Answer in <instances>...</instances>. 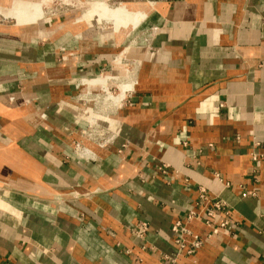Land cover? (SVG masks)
Returning <instances> with one entry per match:
<instances>
[{"label":"crops","instance_id":"1","mask_svg":"<svg viewBox=\"0 0 264 264\" xmlns=\"http://www.w3.org/2000/svg\"><path fill=\"white\" fill-rule=\"evenodd\" d=\"M34 1L0 0V264H264V0H119L123 34ZM200 187L231 220L187 255Z\"/></svg>","mask_w":264,"mask_h":264},{"label":"built area","instance_id":"2","mask_svg":"<svg viewBox=\"0 0 264 264\" xmlns=\"http://www.w3.org/2000/svg\"><path fill=\"white\" fill-rule=\"evenodd\" d=\"M110 81H117V77L113 75H108ZM99 78H93L90 80H97ZM106 89V88H105ZM103 89V91L105 90ZM118 88L116 86H112L110 88V92L106 89V93H116ZM98 95L102 97L105 92ZM88 94H92L89 90ZM97 96V97H98ZM101 100V98H100ZM97 122L95 119L91 121L90 127L95 125ZM256 159V157H254ZM158 170L163 172H167V166L161 165L158 166ZM196 208L189 210L186 214L184 220H178L172 225V231L175 236V241L179 247V252L185 253L187 255L194 254L197 252L203 245V240L192 233V231L188 228L187 224L194 220H203L204 223L210 227H212L213 233L219 232L220 228L225 227L231 220V214L229 211L228 203L220 196L211 194L205 187H200L198 189L197 200L195 202ZM217 213H223L225 216V221L218 224H215L213 218ZM217 225V226H216ZM132 233L137 238L144 239L146 238L147 233L149 232L150 226L146 221H140L135 224L132 228ZM167 259H171V257L166 256Z\"/></svg>","mask_w":264,"mask_h":264},{"label":"rangeland","instance_id":"3","mask_svg":"<svg viewBox=\"0 0 264 264\" xmlns=\"http://www.w3.org/2000/svg\"><path fill=\"white\" fill-rule=\"evenodd\" d=\"M85 1V0H83ZM99 1H103L105 3H107L108 5H110L111 8H114L115 5H113L112 3H116L118 2L119 0H99ZM136 1H139V0H136ZM19 2V1H18ZM36 2H40V7L43 9L44 13H45V10L44 8L47 7V6H50L49 4H53L54 6L55 5H58L59 4V8H63V9H79L83 6H88L90 5V7L92 8V11L93 10H96V7H97V1H90V2H86L85 4L83 3L82 4V1H78V0H37V1H34L32 3H36ZM42 2V3H41ZM157 3L152 1V2H149V7L150 8H154L156 7ZM61 6V7H60ZM65 7V8H64ZM145 11H142L140 12V14L133 19L132 22H130V18L128 16H126L125 14V11L122 10L119 14H118V17L117 19L115 20L116 22L120 23V25H123L125 30L123 31L122 29H120V31L118 32L119 34H123L126 32V30L129 28V26H134L135 24H137L139 22V20L145 15ZM0 16H4V14H0ZM7 16V17H6ZM4 17L8 18L7 21H17L16 20V17L12 16V15H6ZM97 16L99 17V19L103 22V24L105 26H111L110 23H107L106 20H104L103 18H101V15L100 14H97ZM122 31V32H121ZM126 80H123L122 82H124ZM120 82V81H119ZM112 86H116L117 87V83L115 84H112L110 87H109V91H110V88ZM103 87V86H101ZM118 88V87H117ZM100 89V87H99ZM128 90V89H127ZM118 92H119V89H118ZM117 92V93H118ZM116 93V94H117ZM115 94V93H113ZM105 96H107V93H105L102 97H101V100L103 101L104 104H107L110 106V102L108 100L105 101Z\"/></svg>","mask_w":264,"mask_h":264},{"label":"bare ground","instance_id":"4","mask_svg":"<svg viewBox=\"0 0 264 264\" xmlns=\"http://www.w3.org/2000/svg\"><path fill=\"white\" fill-rule=\"evenodd\" d=\"M18 2V1H17ZM19 3H22V1L21 2H19ZM25 3V2H24ZM23 3V4H24ZM37 3V2H36ZM42 3V2H41ZM31 4V3H30ZM25 5V4H24ZM23 6V5H22ZM29 6V5H28ZM27 6V7H28ZM36 6V5H35ZM120 6V5H119ZM26 7V8H27ZM23 8V7H22ZM25 8V7H24ZM43 8V7H42ZM117 7H115V8H111L110 7V5H108L107 3H105V2H103V1H100V2H98V8H97V10H95V13H98L97 11H99L100 13H102L103 14V16L105 17V19H107V21H112L113 19H114V17L115 18H117L116 16L118 15V11H117V9H116ZM120 8V7H119ZM4 9V8H3ZM33 9H35V8H33ZM32 9V10H33ZM121 9V8H120ZM20 11V10H19ZM22 11V10H21ZM20 11V12H21ZM24 12V11H23ZM2 13V12H1ZM40 13V12H39ZM19 14V13H18ZM17 14V15H18ZM41 14H44V12H43V10H42V12H41ZM99 14V13H98ZM11 15V14H10ZM43 16V15H42ZM102 16V15H101ZM34 21V20H33ZM114 21H115V19H114ZM112 23V22H111ZM117 24V26H118V23H115V25ZM114 25V26H115ZM111 26H113V25H111ZM117 26H115V28L117 27ZM121 27H122V25H121ZM117 30H119V28L117 27L116 28ZM122 29V28H121ZM125 29V28H124ZM115 30V29H114ZM116 30V31H117ZM120 31V30H119ZM127 31V30H126ZM118 32V31H117ZM122 32V31H121ZM124 53V52H123ZM125 55V54H124ZM116 60V59H115ZM137 62V61H136ZM134 67V66H133ZM136 67V66H135ZM135 73V72H134ZM130 79V78H129ZM120 81V80H119ZM118 81V89L120 90V93L118 94V95H116V96H113V97H110V99L112 98V102L114 103L113 105H115V107H118L120 104H121V101L123 100V98L125 97V92L123 91V90H125V88L128 86V87H130V88H133V82L130 80V82L128 83V85L127 84H125V85H123L121 82H119ZM115 82V84H116V82L117 81H114ZM126 82H127V80H126ZM86 83V85H85V88H86V90H88V89H93V88H99V87H101V86H106L107 85V81H105L104 79H97V80H93V81H90V82H85ZM107 87V86H106ZM103 89V88H102ZM128 89V88H127ZM113 94V93H112ZM111 95V94H110ZM108 96V95H107ZM106 97V96H105ZM107 99H108V97H107ZM106 101V100H105ZM107 102V101H106ZM111 107H113V106H111Z\"/></svg>","mask_w":264,"mask_h":264}]
</instances>
